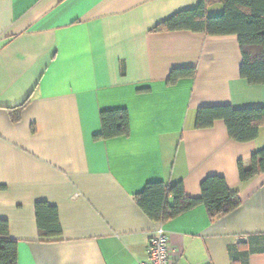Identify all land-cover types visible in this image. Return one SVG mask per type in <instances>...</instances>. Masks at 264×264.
I'll use <instances>...</instances> for the list:
<instances>
[{
	"label": "crops",
	"instance_id": "0c3cea01",
	"mask_svg": "<svg viewBox=\"0 0 264 264\" xmlns=\"http://www.w3.org/2000/svg\"><path fill=\"white\" fill-rule=\"evenodd\" d=\"M199 1L0 0V219L16 264H138L157 226L174 264H264V171L242 183L237 170L264 146V125L245 142L221 119L195 127L202 106H263L264 86L240 76L236 35L154 29ZM180 67L194 76L167 83ZM116 108L128 134L95 138L100 112ZM212 174L241 198L213 219L199 203L156 222L134 199L152 181L199 197ZM49 209L52 238L39 231Z\"/></svg>",
	"mask_w": 264,
	"mask_h": 264
},
{
	"label": "trees",
	"instance_id": "16d2710c",
	"mask_svg": "<svg viewBox=\"0 0 264 264\" xmlns=\"http://www.w3.org/2000/svg\"><path fill=\"white\" fill-rule=\"evenodd\" d=\"M219 3L222 12L208 14V7ZM155 30H191L207 35L234 34L237 37L242 61L240 76L251 85L264 86V0H200L191 9L181 10L154 27ZM194 67H180L170 70L167 83L173 84L181 77H193ZM22 104L9 109L12 120L20 117ZM100 132L95 138L105 139L129 132L127 110L116 108L103 110L99 114ZM217 119L223 120L229 137L238 142L253 140L264 125V105L234 108L229 104L202 106L195 116L196 128L210 127ZM239 180L243 183L264 171V146L255 150L244 166L237 162ZM134 199L147 216L163 222L180 213L203 204L210 219L224 215L241 204L239 192L229 188L219 175H208L200 183V196L190 197L181 181L167 184L162 181L148 182L134 195ZM45 204L37 203V214ZM50 210V209H49ZM40 235L46 238L61 234L54 211H49L43 226L39 223ZM16 241L9 236L7 220L0 219V264H16Z\"/></svg>",
	"mask_w": 264,
	"mask_h": 264
},
{
	"label": "built area",
	"instance_id": "2783aa9c",
	"mask_svg": "<svg viewBox=\"0 0 264 264\" xmlns=\"http://www.w3.org/2000/svg\"><path fill=\"white\" fill-rule=\"evenodd\" d=\"M138 264H174L168 234L157 226L150 236L147 246V258Z\"/></svg>",
	"mask_w": 264,
	"mask_h": 264
},
{
	"label": "rangeland",
	"instance_id": "374dc122",
	"mask_svg": "<svg viewBox=\"0 0 264 264\" xmlns=\"http://www.w3.org/2000/svg\"><path fill=\"white\" fill-rule=\"evenodd\" d=\"M262 135H264V133H262Z\"/></svg>",
	"mask_w": 264,
	"mask_h": 264
}]
</instances>
